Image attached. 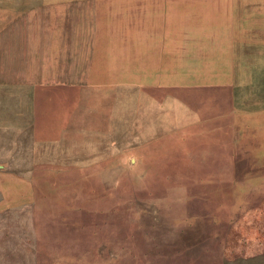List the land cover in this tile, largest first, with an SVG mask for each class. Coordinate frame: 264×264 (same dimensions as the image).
Here are the masks:
<instances>
[{
  "label": "rangeland",
  "instance_id": "374dc122",
  "mask_svg": "<svg viewBox=\"0 0 264 264\" xmlns=\"http://www.w3.org/2000/svg\"><path fill=\"white\" fill-rule=\"evenodd\" d=\"M60 2L0 0V264H264V0H104L94 87L51 71ZM179 29L188 86L126 82Z\"/></svg>",
  "mask_w": 264,
  "mask_h": 264
},
{
  "label": "crops",
  "instance_id": "0c3cea01",
  "mask_svg": "<svg viewBox=\"0 0 264 264\" xmlns=\"http://www.w3.org/2000/svg\"><path fill=\"white\" fill-rule=\"evenodd\" d=\"M60 1L61 4L52 7L44 5L46 8H50L51 13H54L50 17H57L61 25V30H59L60 27H56L52 31L55 43L51 54L46 56L48 60L52 58L50 60L51 71L67 85L70 83H73L72 86L85 85L90 87L114 85L117 82L114 76V67L118 48L108 36L103 38L94 32L84 31L82 35L75 38L70 26L81 21L86 22V19L89 21L90 18H95L98 6L104 0ZM161 1L168 2V0ZM189 4L191 3L181 4V8L184 9L183 12L188 11ZM180 30L182 29H179L174 36L175 42H172L173 44L170 43L171 41L165 34L153 36L145 49V55L152 58V53H157L156 56L160 58L161 64L149 68L146 66L139 68L137 75L127 78L126 82L140 88L154 89L188 86L187 81H181V77L177 78L176 76L181 73L179 66L181 67L183 63L176 61L175 52L178 55L179 52H184L186 48L181 42L182 32ZM166 74L168 78L162 76ZM115 145H120V141H117Z\"/></svg>",
  "mask_w": 264,
  "mask_h": 264
},
{
  "label": "water",
  "instance_id": "95a60500",
  "mask_svg": "<svg viewBox=\"0 0 264 264\" xmlns=\"http://www.w3.org/2000/svg\"><path fill=\"white\" fill-rule=\"evenodd\" d=\"M216 1H221V2H225V3H229L231 0H216ZM233 80H234V78H233Z\"/></svg>",
  "mask_w": 264,
  "mask_h": 264
}]
</instances>
